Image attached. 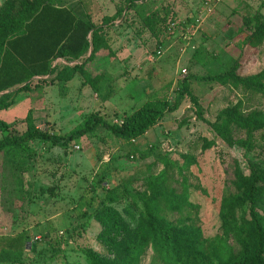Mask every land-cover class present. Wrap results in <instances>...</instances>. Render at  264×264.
Returning a JSON list of instances; mask_svg holds the SVG:
<instances>
[{"label":"trees","instance_id":"trees-1","mask_svg":"<svg viewBox=\"0 0 264 264\" xmlns=\"http://www.w3.org/2000/svg\"><path fill=\"white\" fill-rule=\"evenodd\" d=\"M148 1L119 0L120 6L112 15L100 19L96 16L95 20L90 8L96 4L95 0H75L69 5L60 4L59 0H4L0 5V111L9 108L19 92L55 82L64 84L75 76L93 87L91 81L88 82L91 71L102 58L112 56L107 30L115 25L114 22H123L128 12L134 10V15L141 19L140 23L135 19L131 22L137 31L147 30L155 37L162 33L171 13L169 6L146 14L143 9ZM242 24L248 32L244 46L247 49L260 47L264 42L263 14L257 11L243 17ZM197 56L195 51L193 58ZM241 60L235 59L228 70L200 80L228 84L245 93L264 96V69L250 76H239L237 69ZM189 81L188 77L179 79L173 98L149 99L130 113H124L119 124L93 112L79 128L67 135L37 128L31 110L20 120L25 124L20 134L11 132L13 124L0 120L2 167L20 184L15 171L20 156L31 153L32 142L41 141L68 150L80 138L99 128L120 142L142 138L167 114L175 112L186 96L196 106ZM196 115L211 127L216 137L228 146L241 148L246 154L247 173L236 168L233 191L221 198L217 233L205 237L193 221V211L197 207L189 200L183 172L194 159L183 155V163L179 164L166 157H157L156 162L162 167L156 174L143 177L141 191H131L126 185L109 187L110 175L105 171L91 184L94 196L90 199L96 205L93 218L101 228L96 239L106 254L85 249L86 264H142L148 251L151 252L149 264H264V161L247 157L255 149L262 148L256 143L255 134L264 130V110L246 111L243 102L238 100L220 110L212 122L205 120L199 107ZM235 132H243L245 137L234 138ZM259 138L264 141L262 134ZM212 145L204 141L202 147L207 149ZM175 176L181 177L180 191L173 185L177 181ZM124 197L129 204L120 212L114 204ZM131 208L137 211L133 228L123 216H127ZM26 243L24 231L0 242V264H23ZM61 243L56 240L51 249ZM32 250L33 247L30 254Z\"/></svg>","mask_w":264,"mask_h":264},{"label":"rangeland","instance_id":"rangeland-1","mask_svg":"<svg viewBox=\"0 0 264 264\" xmlns=\"http://www.w3.org/2000/svg\"><path fill=\"white\" fill-rule=\"evenodd\" d=\"M3 1L0 0V5ZM149 1L157 9L166 1V4H171L173 10L169 13L174 14L175 20L184 22L178 25L174 35L162 31L164 38L170 39L165 55L159 58L161 67L157 69L161 71H157L159 80L156 81L161 84V89L156 97L173 98L179 79L188 77L189 91L197 104L194 106L190 97L186 96L175 112L167 114L146 137L134 142H120L100 128L80 138L75 143L79 146L78 150H63L49 143L32 142L31 153L20 156L15 171L20 184L9 176V171H4L0 153V242L24 231L27 243L22 256L23 264H86L83 250L88 248L106 254L105 248L96 239L101 228L93 218L96 205L90 199L94 196L90 186L102 171L110 175L109 187L118 185L122 188L126 185L131 191H141L143 177L149 173L156 174L162 167L156 162L157 157H166L179 164L183 163V155L192 157L194 163L183 172L186 178L184 186L188 189L189 200L197 207L193 211V221L205 237L217 233L220 201L225 193L233 191L235 169L242 168L247 173L244 151L237 146H228L216 137L211 127L197 118L196 109L199 107L202 116L209 122L214 121L220 110L238 100L243 102L246 111L264 110V96L260 94L245 93L228 84L200 80L201 77L228 70L232 62L239 58L242 59L237 69L239 76H250L264 69V42L256 49H247L244 45L248 32L242 24L243 17L252 16L257 11L264 16V0H222L213 14L195 32L191 31L192 34L185 30L196 25L202 0ZM59 2L69 5L75 0ZM95 3L90 7L95 20L96 16L100 19L104 14L112 15L120 6L119 0H95ZM183 32L187 34L183 41L189 44L180 60L177 59L178 51L184 46L179 38H182ZM195 51L198 56L194 59L192 55ZM182 69L186 71L183 76ZM141 78L146 83L154 81L152 74L144 72ZM94 83L91 82L92 85ZM135 86L134 82L128 84L116 93L118 97L113 93L106 94L117 110L108 106L109 109L99 111L100 114L110 122L120 123L124 113H130L132 108H138L147 100L129 99L128 94ZM90 89L93 90V87ZM169 89H172L171 92ZM64 92V87L57 84H45L19 93L26 95L22 102L32 111L36 127L62 136L79 128L84 119L98 108L102 109L94 103L82 104L70 93ZM93 94L90 93L91 100ZM8 109L0 111V120L13 124L11 132L22 133L24 123L18 118L10 120L4 117ZM261 134L264 137V130L257 132L255 139L262 148L249 153L248 158L264 161ZM233 136L245 137L243 132H235ZM204 141L213 145L203 149ZM175 179L177 181L173 185L180 191L181 177L175 176ZM128 204L124 197L114 207L121 212ZM123 216L133 228L137 211L131 208L130 213ZM56 240L61 241V245L51 249ZM31 247L33 254L29 253ZM150 256L148 251L142 264H149Z\"/></svg>","mask_w":264,"mask_h":264},{"label":"crops","instance_id":"crops-1","mask_svg":"<svg viewBox=\"0 0 264 264\" xmlns=\"http://www.w3.org/2000/svg\"><path fill=\"white\" fill-rule=\"evenodd\" d=\"M146 3L148 4V6L146 7L144 6L143 9V12H145L146 14L150 11H156L159 10L161 7H166V6H169L170 11L173 10L171 4H166V1L165 3H162L159 9H157L156 7L154 8L153 5L150 4V1ZM134 14L135 11L130 10L126 16L128 20L124 19L123 22L116 21L114 22L115 25L108 28L107 32L110 37V48L112 50V56L102 58L101 61H99L96 67L93 69V71H91V74L89 75L88 78V82L90 81L96 82L93 84V90L90 89L91 86L89 84L87 83L84 84L83 80H81L78 76H75L73 79H71L70 81L64 84H60L56 82L53 84L55 85L57 84L60 87H64V90L67 94L70 93L72 96L77 98V100H79L80 103L82 104L88 102V105L94 103L96 106L102 107V109L99 108L97 109L98 113L106 109H109V107L112 108V110H117L114 107V105H112L111 98L109 96H108L109 98L106 97V94L113 93V95H115L117 92L118 93L121 92L122 88L128 86V84L133 82L135 83L136 88L134 89L133 87V89H131L130 93L128 94V97L129 99H131V101L138 98L142 100L145 99L149 100L154 95L156 97L157 91L161 89L160 86L161 84L159 83V81H156L159 80L157 78L158 77L157 71L158 72L161 71L158 70L161 67L159 65L160 62L159 58L162 55H165L167 51L166 48L169 45L168 41L170 38H164L163 32L160 35H158V37H155L151 35V33L147 30L137 31L136 27H134L131 22L133 19H135L140 23L141 19L139 16H136ZM172 15L174 14L170 13L168 18H166L163 26V31L164 30L166 31L167 20ZM181 23L183 24L184 22H180V24ZM185 32L182 33L181 35L182 38H179L180 40L179 42L184 46L182 49H179L178 51L180 53L178 54L179 57L177 59L180 58V60L182 59L185 51L187 50L186 46L189 44L188 42L183 41L184 36L186 35ZM174 34L175 33H173L172 35ZM155 50H160L161 55L153 63L146 62L145 60L146 53ZM59 62L61 64H65L63 60H59ZM143 72L146 74H152L154 76V81L151 83H146L141 78ZM104 77L106 78V80L104 79ZM45 78L46 77H44V79ZM131 85L134 86V84ZM171 90L172 89H169L170 92ZM91 92H94V94L92 95V100L90 98ZM22 95L23 93H18L16 95L14 99V103L9 107L7 111L4 112L5 118H9L10 120L18 118L19 120H21L26 116L30 108L26 105L25 102L24 103L22 102L23 101L22 98L26 96V95L23 96ZM115 96L118 97L117 94ZM19 100L20 102H18ZM128 106H129L128 108L131 109L130 104H128ZM131 110L133 111L134 109L132 108ZM158 125L159 123L156 124L152 129L156 128ZM148 132H146V134L143 137H146Z\"/></svg>","mask_w":264,"mask_h":264},{"label":"built area","instance_id":"built-area-1","mask_svg":"<svg viewBox=\"0 0 264 264\" xmlns=\"http://www.w3.org/2000/svg\"><path fill=\"white\" fill-rule=\"evenodd\" d=\"M221 1L222 0H202V7H201V9L199 11V15H198V17L196 18V21H195V24L196 25L195 26H191L190 28H186V31L189 32V33H191V31H194L195 32L199 28V26H201L202 22L208 16H210V15L213 14L215 7ZM200 15H201V17H199ZM178 25H180V22L179 21L175 20V18L172 17V16L169 17V19L167 20V24H166V32L168 34H173L176 31V28L178 27ZM185 38H187V34L184 36V39ZM160 55H161V51L160 50H155V51H152V52H147L146 55H145V60L148 63H153ZM58 61H56V62H58ZM185 72H186L185 69H182L181 70V75L183 76L185 74ZM114 123H118V122L114 121ZM132 142H134V140H132ZM72 148L74 150H78L79 149V146L78 145H74Z\"/></svg>","mask_w":264,"mask_h":264}]
</instances>
